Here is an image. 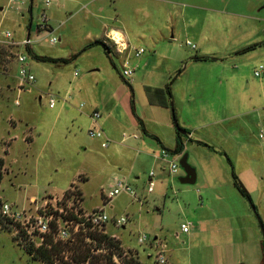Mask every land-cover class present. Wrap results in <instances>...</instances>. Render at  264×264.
Returning <instances> with one entry per match:
<instances>
[{"label": "rangeland", "instance_id": "obj_1", "mask_svg": "<svg viewBox=\"0 0 264 264\" xmlns=\"http://www.w3.org/2000/svg\"><path fill=\"white\" fill-rule=\"evenodd\" d=\"M45 1L24 0L11 5L10 0H0L2 30L11 32L14 41H21L27 36V25L32 18L31 47L39 44L44 48L41 53L56 60L37 62L28 55V68L35 81L27 90L18 92L19 65L15 61L7 65L25 51L2 42L0 37V157L4 156L2 150L14 140L4 161L8 174L3 173L1 199L23 208L28 206L31 196L39 200L47 195H60L73 181L87 199L85 208L91 210L101 207L108 180L114 175L125 176L135 198L119 195L104 211L109 217L128 219L121 228L110 223L107 228L119 238L126 260L157 264L151 249L156 237L165 245L169 264H216L214 252L207 250L206 245L217 244V240L211 239H216L224 227L231 230L222 231L223 241H230L229 235L235 233L233 248L236 251L239 243L246 244L250 263L254 241L247 236L252 232L249 226L256 229L264 244L260 227V224L264 227V138H260L264 133V73L258 78L254 76V71L264 66V0H48L46 16L52 17L53 35L61 38L54 46L35 41L36 23ZM119 5L128 8L131 15L136 9L137 24L133 29L139 35L132 45L144 50L141 58H131L137 65L128 59L135 70L129 80L120 75L125 58L113 49L109 55L101 46L83 52L96 36L103 38L106 31L103 24L107 28L125 27L116 15ZM128 12L123 10L121 14ZM163 26L180 34L176 42L168 36L163 42L149 39L154 28ZM187 40L200 49L201 55H206L207 61L193 60L200 54L185 45ZM148 59L152 61L145 67ZM91 67L99 70L89 75L94 90L115 93L116 100H130L136 105L164 101L170 136L163 130L160 142L147 137L140 125L123 126L126 136L138 139L128 141L125 145L133 149L123 150L119 159L113 156L112 162L104 158L110 151H103L96 143L85 153L74 150V131L69 133L63 127L68 116L56 118V111L48 107V95L57 99V89L66 87L75 72L84 76ZM182 82H187L189 93L182 94L180 104L177 88ZM180 105L185 110L183 121ZM173 115L177 126L192 137H182L179 154H175L178 138ZM25 125L33 129L34 137L38 134L36 150L28 159L23 141L27 134ZM141 141H146V145L137 146ZM53 145L56 151L51 149ZM164 154L168 161L176 159V175L169 176L168 164L154 159V155ZM185 155L197 177L193 185L180 182L184 172L179 160ZM151 171L155 173L156 187L149 194L146 187ZM233 175L250 202L235 187ZM82 177L88 178V182H81ZM204 189L211 198L209 208L205 206ZM186 190L188 194L183 192ZM217 196L222 200H217ZM205 219L208 223L203 226L204 233H198L196 239L187 240L183 235L175 238L182 224H190L191 230L194 221L203 223ZM217 227L221 229L219 232H215ZM143 237L145 241L138 243V238ZM218 244L222 247L217 246L216 254L220 255L225 242L219 240ZM231 255L233 264L234 250ZM218 259V264H224ZM0 264L42 263L32 260L12 233L0 228Z\"/></svg>", "mask_w": 264, "mask_h": 264}, {"label": "crops", "instance_id": "obj_2", "mask_svg": "<svg viewBox=\"0 0 264 264\" xmlns=\"http://www.w3.org/2000/svg\"><path fill=\"white\" fill-rule=\"evenodd\" d=\"M153 1L165 2L166 0H153ZM141 9L142 8H138V10H141ZM123 10L128 12V8H125L122 5L121 6L119 5V8H117V11H116V15L119 18L121 24L124 23L125 27L107 28V26L105 24H103L104 31L106 30L104 32L103 38L97 39V36H96L94 41L105 39L106 41H103V42H105L109 46L110 50H112V49L114 50L113 46L111 45V42L107 38L108 33H112L114 31L115 33L120 34V40H123L125 42V44L128 45V51L125 52L124 54L120 55V56H123V59L126 57H128V59L129 58L131 59L133 56V54H132L133 50H137L132 45V42H134L136 40L137 36L139 35L136 32V30L133 29V28H135L134 26L137 24L138 15L135 14L136 9L134 10V12H132V15L130 14V12L125 13V14L124 13L121 14V12H123ZM100 11L103 12L104 9H100ZM31 12H32V9L30 6L28 8V13H29L30 17H31ZM143 15L145 17H149V13H147V12H144ZM47 18H48L49 26H50L51 30L53 31V27L51 26V22H50V19H52V17L48 16ZM31 21H32V18H30L29 24L27 25V34H30V29L32 28ZM179 35L180 34L174 33L173 28H171L170 30H166L165 27L163 26V27H160L158 29L154 28L152 33L149 35V39H151V41L154 40L156 42H160V41L163 42L168 36V38L170 40H172L173 42H176L175 41V40H177L176 36H179ZM40 37H44V35L42 33H39V34L37 33V35L35 36V38H40ZM58 40L60 42L61 38L58 37ZM187 41H185V45H186ZM2 42L6 43V40L4 38H2ZM40 42L47 43L46 40H43V41L41 40V41L36 42V43L38 44ZM97 48H99V47H97ZM189 48L191 49V47H189ZM43 49L44 48L42 46H40L39 44L37 46H34L33 48L30 47V51L28 52V55H30V58H32L33 55L38 56V57L52 58L48 55L41 53V51ZM191 50L196 51L197 55L200 54L199 53L200 49H197V47H195V49H191ZM83 52H85V51H83ZM141 56L142 55H140L137 58L136 57H134V58L139 59V58H141ZM205 56H206L205 54H203V55L200 54V57H205ZM180 58H181V56H180ZM7 59H9V57ZM14 61L16 62L15 58L12 60V62L8 63L7 67L14 64ZM151 61H152V59L151 60L148 59L145 62L144 66L147 67ZM131 62L134 63L135 65L138 64V62L136 60H133V59H131ZM28 67H29V64H28ZM98 71L99 70L96 69L95 67H91V69H86V73L84 76H86L88 78V81L86 80V78L84 79L83 75L80 76L77 72H75L72 75V78L68 82V85L66 87L57 89L56 93L59 97V98L57 97V99H59V100H57L55 107L49 108L50 110L56 111V118L57 119L62 117L63 115L68 116V121L63 125V127L65 128L66 131H69V133L71 131H74V133H73V136H74V142H73L74 148L73 149L74 150H76L78 153L79 152L85 153L89 150V148L91 147V145L93 143L99 144L101 147V140L89 137L88 131L91 129H101L104 132L105 136L109 139L110 143H109L108 147L107 148L101 147V149L105 152L110 151L109 153L104 154V158L109 162H112L114 160L113 156H115L117 159H119V157H121V155L123 153V150L124 151L125 150H132L133 148L131 146L125 145V144L128 141H130L131 139L135 140V141L138 139V138H133V136H130V137L127 136L126 138H123V134H124L123 133L124 132L123 126L129 127L131 125L133 127V125H140L141 130H143V132L145 131L147 133V135L144 133L147 137H149L151 139H154L153 137H155L160 142L162 140V136H164L163 130L167 131L169 133V136H170L171 128H170L168 120H167V116H166L167 111H166V108H164V105H165L164 101H159V102L154 101L152 103V105L143 106L142 102L138 103L136 105V104H131V101L127 100V99H126L127 101L116 100L114 98L115 93L112 94V93L106 92L104 94L100 91V89L95 88V90H94L93 87L91 86L92 83H90L89 77L92 76L93 73H96ZM49 85L51 86V84H49ZM54 85H55V83H54ZM177 92H178V98H179L178 100H179L180 104H182V102H183V98H182L183 95L182 94L189 93V90L187 89V82H182L181 86L178 85ZM124 96L125 97L127 96L126 92H124ZM110 98L113 100L109 101ZM81 104H83L84 106L80 107ZM93 110L98 111L101 115V118L97 122H94L91 119V112ZM183 112L185 113V110L184 109L182 110V107L180 105L179 114H180V118L182 121L184 120V117H183L184 113ZM133 114H134V117H136V115L138 117H136V119L133 118ZM67 123L68 124L70 123L69 127H67L68 126ZM161 125H163L164 127H162ZM160 126H161V128H160ZM25 128L27 129V134L24 135L23 141L26 143V147H27L26 152H25V158L28 159V158L33 157V151L36 150L35 145H36V141H37L36 137L38 136V134H36V137H34L33 129L30 128L28 125H25ZM27 135L30 138L26 140L25 136H27ZM187 135L188 134L181 135V137L178 138V142H181L182 137H186ZM187 137H188L187 139H190V138L192 139V137L190 135H188ZM145 140H148V139H145ZM13 141L14 140L12 139V141H10V143H8L9 146L2 150L4 156L0 157V159L3 160V167L1 170L2 178L0 180V184L3 180L4 174H8L4 161H5V158L7 156H9V149L11 148ZM146 143H147L146 141H141V142L137 143V146H143V145H146ZM112 147H114L115 149H118L120 147H125V148L124 149H118V150H111ZM45 148H46V145H45V147L44 146L42 147V149H45ZM42 149L38 153H41ZM51 149H54V151H56L57 147L55 148V146L53 145L51 147ZM154 159L161 160L163 163H167V164H169V161H170V160L168 161L167 159L165 160L161 156H157V155H154ZM174 160L176 161V159H174ZM154 175H155V173H154ZM168 175L174 176V175L169 174V167H168ZM184 176H185V174H184ZM115 178L124 179L127 182V178L125 176L114 175V176H112L111 179L108 180V182L105 186V189L108 188V186L112 183V181ZM196 180H197V177L195 174V183H196ZM154 181H155V177H154ZM81 182H88V178L82 177ZM73 184H75V183L73 181H71L62 193L67 191L68 188L70 187V185H73ZM155 187H156V184H155ZM155 187H154V189H155ZM78 189L81 192V189L80 188H78ZM154 189L151 192V194L154 192ZM208 189L215 190L214 187H212V188L208 187ZM103 190L104 189H102L101 191H103ZM183 192L188 194L189 190H186ZM204 193H205L204 194L205 201L207 203L205 206H206V208H209V205L211 203V198H210V196L206 195L207 192H205V189H204ZM81 194L83 196V206L85 208V203L87 202V199L85 198V196L83 195L82 192H81ZM34 198H35L34 196H31L29 198V200L34 199ZM89 199H91V198H89ZM217 200H222V197L217 196ZM101 203H102V197H101ZM102 205H103V203L101 204V207H102ZM95 208H100V207H95ZM207 223H208L207 219H205V221L203 223H201V221H197V222L194 221L192 224V229L189 230L188 233H182L179 230V233H176L175 238L178 239L180 235H183V237H185L187 240L196 239V236L198 235V233L199 234L204 233L202 231V229H204V227L207 225ZM249 227H251L252 232L250 235H249V233H247V236L251 237L254 241L253 242V254L251 255V256H253L252 261H250V263L248 262L249 256L247 255L248 253H247V249H246V244L239 243L238 247L236 245V247H237L236 251H235V247L233 248V244L235 245V240H234L235 239V236H234L235 233L233 234V236L229 235L228 240H230V241H223L224 238L223 237L221 238L222 231L227 233L231 229H229V228L226 229V228L222 227L221 228L222 231L220 232V235H218L216 239H211V241L217 240V244L210 242L209 244L206 245V246H208L207 250L209 249L210 251L214 252V254L216 256V259H215L216 264H218V260H219L218 258H221L223 260L224 264H231V261H232L231 257H230L231 250H234V255L236 257V261H234L233 264H264V244H262L256 229L252 225ZM217 228H216L215 232H219L221 230L220 228H218V229ZM211 232H213V230H211ZM236 238L239 239L240 236L236 235ZM225 239H227V238H225ZM219 240L222 241V243L225 242V244L223 245L222 252H221L222 254H220V255L218 253L216 254L217 246L222 247L221 245L218 244ZM159 243L160 242L155 237L154 242H153L154 247L151 246V249L155 252L154 255L157 253V247H158ZM165 259H166V264H169V258H168V256H166V253H165Z\"/></svg>", "mask_w": 264, "mask_h": 264}, {"label": "built area", "instance_id": "obj_3", "mask_svg": "<svg viewBox=\"0 0 264 264\" xmlns=\"http://www.w3.org/2000/svg\"><path fill=\"white\" fill-rule=\"evenodd\" d=\"M24 0H10L11 5H19ZM50 7V1L46 0L43 5V9L38 16L36 23V33H45L44 37L35 38L36 42L46 40V42L54 46L58 44L59 40L53 35L48 18L45 11ZM112 33H108V40L114 48V51L118 55H122L128 51V45L123 40L117 39ZM0 37L4 38L7 43L13 48H23L25 53H18L15 56V60L19 65L17 85L18 92L27 90L34 83L35 78L30 73L28 68V52L34 41L29 39L27 34L25 39L21 41H14L12 34L9 31H4L0 27ZM186 45L195 49V46L191 42L187 41ZM144 53L143 49L133 50L134 57H139ZM120 75L124 80H129L133 73L132 68L128 63V57L125 58L121 66ZM264 73V66H259L254 71L256 78L260 77ZM48 106L53 108L56 105L57 99L55 96L48 95ZM84 105L81 104L80 107ZM101 118L98 111L93 110L91 112V119L97 122ZM90 138L101 140V147L107 148L110 141L105 136L101 129H91L88 131ZM127 136L123 134V138ZM133 138H137L133 136ZM260 138H264V133L260 134ZM166 158V154L161 156ZM169 174L175 175L178 172V165L175 160H170ZM154 172H150L147 177L146 192L151 193L155 187ZM68 192H64L60 195H47L44 199H31L28 202V206L19 208L17 204L4 201L0 197V221L4 226L10 228V232L16 243L24 249V247H31L32 249H49L52 244L55 243H67L73 244L78 237H83L85 243L92 246L93 254H109L115 264H122L123 259L126 257V252L123 250L119 238L108 232V225H112L115 228H121L125 226L128 219L109 217L104 211L105 207L110 206L112 199L121 195L127 194L135 198L133 191L129 184L124 179L115 178L108 188L102 194V207L94 208L92 210H86L83 206V196H79L78 190L75 187L68 188ZM138 202H140L137 199ZM110 223V224H109ZM2 226V225H1ZM190 224H182L180 231L182 233H188L190 230ZM98 234L100 236H107L112 240L116 246L108 249V247L102 246L101 249H95V240L91 239L92 236ZM145 238H138V243H143ZM165 245L159 243L157 247L156 261L157 264H166L165 259Z\"/></svg>", "mask_w": 264, "mask_h": 264}, {"label": "trees", "instance_id": "obj_4", "mask_svg": "<svg viewBox=\"0 0 264 264\" xmlns=\"http://www.w3.org/2000/svg\"><path fill=\"white\" fill-rule=\"evenodd\" d=\"M101 46L103 50L109 55L112 53L109 46L101 41L96 40L89 45H87L84 49L87 50L92 47ZM32 58L37 62H56V60L47 58V57H38L33 55ZM195 61H207V58L205 57H194ZM167 91L169 93V89L167 88ZM173 122L174 125L176 124V120L173 115ZM186 132V131H185ZM144 133L147 135V133L144 131ZM177 138H180L181 135L177 132ZM186 134H188L186 132ZM154 139L158 140L157 138L153 137ZM199 145H204L203 143H198ZM182 150V144L181 142H178V147L176 149L175 154H179ZM2 167H3V160L0 159V180L2 178ZM234 179V185L237 188V190L244 196L249 202L250 197L246 192L239 186V184L236 182V177L233 175ZM75 187L78 190V187L73 185H70V188ZM67 190L66 192H68ZM79 196L81 192L78 190ZM2 225V226H1ZM0 228L8 230L10 232V228H7L2 224L0 221ZM91 239L95 240V249H101L102 246L110 248H114L116 250V246L113 244L112 240H110L107 236H100L98 234H95L91 237ZM85 239L83 237H78L76 242L73 244H67V243H55L52 244L49 249H32L31 247H24L25 252L30 256L32 260H36L41 262L42 264H115L112 260V253L107 254H93L92 253V246H89L84 241ZM127 258V257H126ZM123 259L122 264H140L136 260L130 258L129 260Z\"/></svg>", "mask_w": 264, "mask_h": 264}, {"label": "water", "instance_id": "obj_5", "mask_svg": "<svg viewBox=\"0 0 264 264\" xmlns=\"http://www.w3.org/2000/svg\"><path fill=\"white\" fill-rule=\"evenodd\" d=\"M176 127V131L180 134V135H185L186 132L184 130H181L178 126L177 123L175 124ZM179 166L180 168L183 170L185 176L180 180L181 184H185V185H193L195 183V171L192 167H190L187 163V156H183L180 160H179ZM253 208V207H252ZM253 210L255 211V209L253 208ZM261 227V232L262 235H264V227H262V224H260Z\"/></svg>", "mask_w": 264, "mask_h": 264}, {"label": "bare ground", "instance_id": "obj_6", "mask_svg": "<svg viewBox=\"0 0 264 264\" xmlns=\"http://www.w3.org/2000/svg\"><path fill=\"white\" fill-rule=\"evenodd\" d=\"M114 35H115V37H116L117 39H120V34H118V33H114Z\"/></svg>", "mask_w": 264, "mask_h": 264}]
</instances>
